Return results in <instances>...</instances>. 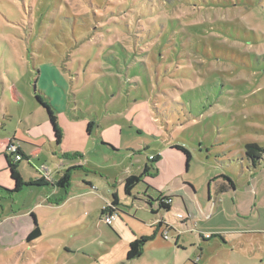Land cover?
<instances>
[{"label": "rangeland", "instance_id": "rangeland-1", "mask_svg": "<svg viewBox=\"0 0 264 264\" xmlns=\"http://www.w3.org/2000/svg\"><path fill=\"white\" fill-rule=\"evenodd\" d=\"M252 143L264 146V0H0V264H202L197 240L213 248L227 230L264 226V168L235 173ZM3 153L28 187L15 191ZM66 164L82 170L60 190L71 205L54 210L42 180ZM144 165L132 195L176 229L128 262L127 236H150L151 215L135 217L120 189L119 209L143 226L120 214L118 236L100 215L112 191L103 177H139ZM220 174L236 187L215 200ZM86 181L91 204L73 198ZM159 193L173 196L167 213ZM31 213L42 235L27 243Z\"/></svg>", "mask_w": 264, "mask_h": 264}, {"label": "crops", "instance_id": "crops-1", "mask_svg": "<svg viewBox=\"0 0 264 264\" xmlns=\"http://www.w3.org/2000/svg\"><path fill=\"white\" fill-rule=\"evenodd\" d=\"M19 151L25 157L23 149L19 148ZM150 156H156L157 157V155H150ZM81 166L82 165H78L79 168H81ZM146 166L147 165H144L143 170ZM72 167H74V166L71 164L64 165L63 170L60 172L61 175L56 180L52 179V180L46 181V182L44 179L42 180L44 182L42 184L43 186L48 185V186L52 187L53 189H55L51 192V194L49 195V197L47 199V202L49 201V203H48L49 207L54 209V210L62 208L63 206H70L71 205L69 203V201H67L69 198L64 200V197L62 196V193L60 192V190L67 191V189L70 187L71 182H70L69 186L66 188H60V187L56 186L55 184L62 177L63 173L67 169L72 168ZM263 168H264V155L262 156V159L256 165H253L250 161H248L246 159L245 160L241 159L238 162L237 170L235 173H236L237 177L240 179L241 178H244L246 180L254 179V177H256L257 174L260 173ZM81 170L82 169L74 170L72 172V177L75 173L81 172ZM129 176H135V175H132L130 173L129 175H127L126 177H124L122 179L115 180L116 182L114 184H113V179L109 176H104L103 179L107 183V185L110 188H112L111 200H110L109 204L112 202V195L113 194H115L117 197L118 205L115 207L116 213H118L117 219L119 218V215L122 214L130 222V225L133 224L135 227H136V225L137 226H139V225L143 226V224H141L136 218L129 217L128 215H124L121 212V210L119 209L120 208L119 207V190L120 189L123 192L122 193L123 196L132 197V199L135 200V204L134 203L132 204L133 205L132 208H134V211H135V214H134L135 217L137 216L138 213H139V215H141V214L144 215L147 213H149L151 215V220H150V223L148 225H149L150 230L152 232V234L150 236H153V239L148 241L143 246L142 252L139 256V257H141L143 252H144L145 246L148 243L154 241L157 236L161 237V239L163 241H165L162 238L163 225L159 224L158 223L159 221H165L166 223L170 224L173 227L171 231H174L176 229V227H175L174 223H171V222L165 220L163 217H158V215H157L158 211H154L151 197H148L146 195V196H143V198H139V197L132 195L133 190L137 186L131 191L130 195H126L124 193V190H123L124 180ZM224 178H228L231 181V183H232L231 187H227L226 181ZM84 185H85V187H84L85 189L83 188L84 189L83 191H86V192H81L79 195H74L73 198H78L80 200V202L85 201L86 203L91 204L92 202L90 201L89 198L84 200L82 197H84V198L86 197L84 195H86L88 193L89 189L92 188L93 184L90 181H86V182H84ZM223 186L227 187V188L220 190V188ZM188 187L193 189V187L191 185H188ZM235 187L236 186H235V182L233 181V179L226 174H220L219 176L214 177L209 182V188L212 190V193H213L215 200H217L219 197L224 196L226 194H230V195L234 194ZM194 194H195V192H194ZM161 195L170 198V204H169V211H170L171 208L173 207V202H174V200H172L173 196H171V194L167 195V194L159 193L158 199ZM209 195H211V194H209ZM55 196H58V197L55 200H52V198ZM209 199H210V196L208 197V201H209ZM52 202H54V203H52ZM43 203H45V202H43ZM61 203H62V205H59ZM184 206H185L187 213L189 214L190 209L188 208L187 204L186 205L184 204ZM159 210H161V209H159ZM101 211L102 210H100V215L102 217ZM163 211H165V210H163ZM169 211H165V212L167 213ZM28 219H29L30 225L27 229L28 230L27 236H29V234L33 231V229L35 228L36 225L39 227L40 232H41L42 229L40 228L38 220L33 213H31L29 215ZM117 219H115L111 225H109V226H107L106 224L105 225L107 227H111V228L113 227V231L119 236L121 234L122 227L120 226L121 223L120 224L117 223V221H116ZM140 220H141V218H140ZM43 226L48 227L49 224H45ZM127 227L129 228L131 226L127 225ZM171 231H169V232H171ZM142 234L143 233H141L140 230H137V231L135 230L134 232H131V235L127 236L128 237L127 238L128 248L132 242L138 240L139 238L149 237V236H144ZM247 234L254 235V239H251V240L245 239L246 236H244V235H247ZM41 235H42V232H41ZM241 235H243L245 238L241 239ZM32 241H34V239L31 241H28V237H27V243H31ZM193 242H195V240ZM209 242L210 241H204L203 240V243H205V245H207L206 248L211 247V246H209ZM194 244H196V245H194ZM194 244H193L194 247L195 248L197 247V249L200 251V259L202 261V264H211V263L212 264H264V226L256 225L253 229H251V231L246 232V233L231 229V230H227L225 232V234H219L218 238L212 243L213 248H208V251L212 250V253H210V254L207 250H205L206 248H203V245L200 244L198 242V240H197V243H194ZM127 251H128V249H127ZM127 251H126V254H127ZM138 258H136V259H138ZM128 262H130V261H128Z\"/></svg>", "mask_w": 264, "mask_h": 264}, {"label": "trees", "instance_id": "trees-1", "mask_svg": "<svg viewBox=\"0 0 264 264\" xmlns=\"http://www.w3.org/2000/svg\"><path fill=\"white\" fill-rule=\"evenodd\" d=\"M36 100L37 102L46 110L50 124L52 126V130L56 139L57 144H60L61 139H62V135L60 130L58 129L57 125H56V121H55V117H54V113L52 111V108L50 107V105L48 103H46L45 101H43V99H41L39 96H36ZM177 149H179L182 153L185 154L187 162L189 161V154L186 150L182 149L181 147H176ZM16 155L20 156L21 160L24 159L25 157L21 154V152L19 151V149H17ZM262 155H264V146H259L255 143L252 144H247L245 145V151H244V157L246 160L250 161L253 165H256L262 158ZM6 164L8 166V170L10 173V178L14 181L15 183V191L20 190L22 187L24 186H28L27 184H25L22 181V178L19 174V172L17 171V164L12 162L10 155L4 153L3 154ZM158 158L156 157L153 161H156ZM76 169H80L79 167H72L67 169L62 177L56 182V186L60 187V188H66L69 186L70 182H71V178H72V172ZM150 170V167L146 166L141 174V176L137 177V176H129L124 180V184H123V190L124 193L126 195H130L131 191L140 183V179L142 176L146 175ZM226 181V185L227 187H231L232 183L228 178H224ZM34 185V184H31ZM227 187H221L220 190L226 189ZM165 199H170L169 197H163L162 195L159 197V199L157 200L158 202V208L161 210H165V211H169V206L165 205L163 203V201ZM111 206L116 207L118 205V200L115 194L112 195V202L110 203ZM102 216L104 215V211H101ZM41 232L39 227L36 225L35 228L33 229V231L29 234L28 236V241H31L33 239H36L38 237H40ZM153 239V236H149V237H141L138 240L132 242L129 245L127 254H126V260L127 261H132L136 258H138L142 252V248L143 246L150 240Z\"/></svg>", "mask_w": 264, "mask_h": 264}, {"label": "built area", "instance_id": "built-area-1", "mask_svg": "<svg viewBox=\"0 0 264 264\" xmlns=\"http://www.w3.org/2000/svg\"><path fill=\"white\" fill-rule=\"evenodd\" d=\"M17 149L18 148H14V147H9V151L11 152L12 156H17V157H20L18 155H16V152H17ZM156 158V156H149V160L150 161H153L154 159ZM18 159V158H17ZM21 159V158H20ZM165 197V196H163ZM168 198V197H166ZM163 203L165 205H168L170 204V199H165L163 201ZM103 211H104V215L102 216L103 218V222L109 226L112 224V222L117 218V213H116V209L114 206H111L110 204L106 205L104 208H103ZM176 219L182 221L184 220V217L181 215V214H177L176 215ZM159 224L163 225V231H162V238L165 240L168 238V233L169 231L172 230V226L168 223H166L165 221H159L158 222ZM208 237V236H207Z\"/></svg>", "mask_w": 264, "mask_h": 264}]
</instances>
